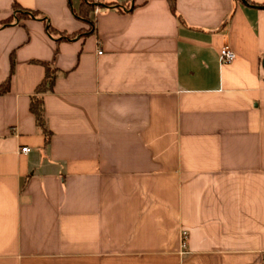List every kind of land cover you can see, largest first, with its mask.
I'll list each match as a JSON object with an SVG mask.
<instances>
[{
    "label": "crops",
    "instance_id": "1",
    "mask_svg": "<svg viewBox=\"0 0 264 264\" xmlns=\"http://www.w3.org/2000/svg\"><path fill=\"white\" fill-rule=\"evenodd\" d=\"M84 1L0 0V264H264V0Z\"/></svg>",
    "mask_w": 264,
    "mask_h": 264
},
{
    "label": "trees",
    "instance_id": "2",
    "mask_svg": "<svg viewBox=\"0 0 264 264\" xmlns=\"http://www.w3.org/2000/svg\"><path fill=\"white\" fill-rule=\"evenodd\" d=\"M250 4H253V2L249 0ZM169 4V8L171 12L176 15L175 12V0H167ZM14 13L13 15L9 16L5 20L0 21V27L9 26L13 23L16 19H27V18H39V15L36 11L28 10L25 8H21L17 5L13 6ZM92 11V0H85L82 3V7L80 12L76 15L80 20L84 21L89 28L85 31H79L76 34H67L61 36L60 40H70L74 38L77 34L80 36L89 35L93 32V21L89 19V13ZM45 22V28L49 35H54V30L51 28V26L47 23L45 18H41ZM10 72L13 68V54H11L10 57ZM41 64L44 67V77L41 80V82L36 86L34 95L30 99L29 109L31 113L35 116L36 124L43 133L45 137V143L47 144L50 138V131L47 129L44 119V112H43V100H42V94L46 92H50L53 89V85L57 76V69L50 65L47 62H37ZM9 89V77L2 83H0V94H3L7 92Z\"/></svg>",
    "mask_w": 264,
    "mask_h": 264
},
{
    "label": "built area",
    "instance_id": "3",
    "mask_svg": "<svg viewBox=\"0 0 264 264\" xmlns=\"http://www.w3.org/2000/svg\"><path fill=\"white\" fill-rule=\"evenodd\" d=\"M94 4V13L97 14L99 11L103 10L104 6L101 5L100 0H93ZM235 57L234 52L230 49L229 46L224 45L219 50V59L223 63H230ZM29 148L23 147L21 148V152H28ZM183 247H184V238L185 234L183 233Z\"/></svg>",
    "mask_w": 264,
    "mask_h": 264
}]
</instances>
